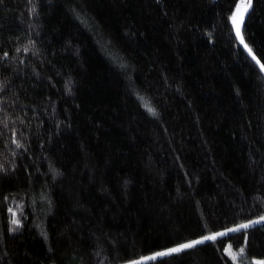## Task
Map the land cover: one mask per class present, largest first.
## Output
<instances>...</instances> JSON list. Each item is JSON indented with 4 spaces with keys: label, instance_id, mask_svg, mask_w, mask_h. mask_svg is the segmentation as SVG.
Masks as SVG:
<instances>
[{
    "label": "trees",
    "instance_id": "16d2710c",
    "mask_svg": "<svg viewBox=\"0 0 264 264\" xmlns=\"http://www.w3.org/2000/svg\"><path fill=\"white\" fill-rule=\"evenodd\" d=\"M238 1L0 0V264H124L264 216ZM229 247L264 261V223L143 264H236Z\"/></svg>",
    "mask_w": 264,
    "mask_h": 264
},
{
    "label": "snow or ice",
    "instance_id": "6c2138e0",
    "mask_svg": "<svg viewBox=\"0 0 264 264\" xmlns=\"http://www.w3.org/2000/svg\"><path fill=\"white\" fill-rule=\"evenodd\" d=\"M251 2H252V0H247L246 3H245V0H241V2L236 5V12L233 13V15L231 17V21H232L233 27L235 29L236 36L239 39L240 43H242V44L244 43V40H243V37L241 35V24L243 23L245 13L248 11L249 7L251 6ZM245 47L247 48V45H245ZM248 51H249V55H252L251 49H249ZM252 59L256 60L257 64H260V61L256 59V56L252 55ZM261 71H264V65H261ZM149 111H152V109L149 108ZM17 146H19V145H17ZM261 222H264V216H261L259 218V220L250 221L248 224H240L236 228L228 229V231L229 232L240 231L241 229H246V228L250 227L251 224L261 223ZM12 224H14V225L17 224V221L15 219H13ZM224 234L225 233H216L213 235L204 236L202 239L195 240V241H192L190 243H181L179 246L171 248L167 252L157 253L156 256H164V255H169V254H173V253H178V252H181L185 249H190V248L194 247L195 245L202 244L205 241H214L217 239L218 236H222ZM225 252H226V254L230 255L232 260L235 262L238 255H243L244 249L242 248L240 250V253L236 254V253H232L231 248L229 247V248L225 249ZM152 259H155V257H153ZM255 264H264V261L255 262Z\"/></svg>",
    "mask_w": 264,
    "mask_h": 264
},
{
    "label": "rangeland",
    "instance_id": "374dc122",
    "mask_svg": "<svg viewBox=\"0 0 264 264\" xmlns=\"http://www.w3.org/2000/svg\"><path fill=\"white\" fill-rule=\"evenodd\" d=\"M256 220H259V218H256V219H253V220H251V221H256ZM250 221H248V222H245V223H242V224H248ZM261 223H264V222H261ZM261 223H255V224H251L250 225V227H253V226H256V225H259V224H261ZM238 225H236V226H232V227H227V228H224V229H222V230H220V231H217V232H214V233H211V234H208V235H213V234H216V233H225L224 235H227V234H230V233H232V232H229L228 231V229H232V228H236ZM250 227H248V228H250ZM241 230H244V229H241ZM224 235H222V236H224ZM207 236V235H206ZM204 237V236H203ZM203 237H199V238H196V239H194V240H191V241H188V242H185V243H190V242H192V241H195V240H200V239H202ZM218 237H221V236H218ZM217 237V238H218ZM205 242H208V241H205ZM204 242V243H205ZM177 246H179V245H176V246H172V247H170V248H167V249H163V250H160V251H156V252H154V253H151V254H147V255H143V256H141V257H139V258H137V259H135V260H133V261H130V262H127V263H124V264H143V263H145V262H148V261H152V260H156V259H159V258H162V257H164V256H167V255H164V256H156V254L157 253H160V252H167L169 249H171V248H174V247H177ZM196 246V245H195ZM186 250V249H185ZM173 254H175V253H173ZM170 255V254H169ZM240 256V255H239ZM153 257H155V259H152ZM262 260H250V261H246L245 259H237V261H235L236 262V264H255V262H261Z\"/></svg>",
    "mask_w": 264,
    "mask_h": 264
},
{
    "label": "water",
    "instance_id": "95a60500",
    "mask_svg": "<svg viewBox=\"0 0 264 264\" xmlns=\"http://www.w3.org/2000/svg\"><path fill=\"white\" fill-rule=\"evenodd\" d=\"M241 2V0H239L237 3H236V5L238 4V3H240ZM247 2V0H245V3ZM236 5H235V7H234V10H233V13H235L236 12ZM252 6H253V3L251 2V6L249 7V9H248V11L245 13V15H244V19H243V23L241 24V35H242V31H243V27H244V24H245V21L247 20V18H248V16H249V14H250V12H251V10H252ZM233 13H232V15H233ZM232 15H231V17H232ZM231 17H230V19H229V23H230V26H231V29H232V31H233V34H234V37H235V39H236V41H237V43H238V46L242 49V51H244V53H245V55L248 57V59L254 64V66L258 69V71H259V73H260V75L263 77V79H264V71H261V63L260 64H257V62H256V60H253L252 59V55H254L253 53H252V55H249V48H248V46H247V48L245 47V41H244V43L242 44V43H240V41H239V39L237 38V36H236V32H235V29H234V27H233V24H232V21H231ZM243 37V36H242ZM244 40V39H243ZM255 56V55H254ZM257 59V58H256ZM258 60V59H257Z\"/></svg>",
    "mask_w": 264,
    "mask_h": 264
}]
</instances>
